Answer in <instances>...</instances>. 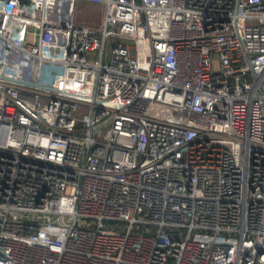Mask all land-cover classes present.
<instances>
[{
    "label": "built area",
    "instance_id": "2783aa9c",
    "mask_svg": "<svg viewBox=\"0 0 264 264\" xmlns=\"http://www.w3.org/2000/svg\"><path fill=\"white\" fill-rule=\"evenodd\" d=\"M0 264H264V0H0Z\"/></svg>",
    "mask_w": 264,
    "mask_h": 264
},
{
    "label": "rangeland",
    "instance_id": "374dc122",
    "mask_svg": "<svg viewBox=\"0 0 264 264\" xmlns=\"http://www.w3.org/2000/svg\"><path fill=\"white\" fill-rule=\"evenodd\" d=\"M88 4L83 2V1H79V6H78V12L81 13L82 15H87L88 14ZM28 34H27V38L29 40H37V36L34 35L31 31H33V28L29 27L28 29Z\"/></svg>",
    "mask_w": 264,
    "mask_h": 264
}]
</instances>
